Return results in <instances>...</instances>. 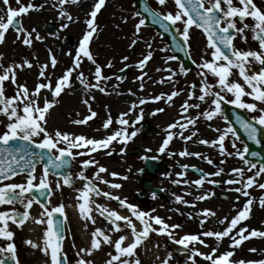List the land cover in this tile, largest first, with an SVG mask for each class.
<instances>
[{"label":"snow or ice","instance_id":"snow-or-ice-1","mask_svg":"<svg viewBox=\"0 0 264 264\" xmlns=\"http://www.w3.org/2000/svg\"><path fill=\"white\" fill-rule=\"evenodd\" d=\"M17 7H12L10 0H0L3 6V14H0V43L5 41V34L10 27L15 30L17 41L23 45L31 46L34 40H41L39 32L32 28L26 30L21 23V17L29 14L31 10H40L44 4L34 3L33 0H14ZM78 0H56L53 7H59V16L69 22H74L72 15L65 9L66 4H76ZM106 0H93L91 10L87 13L84 21L86 29L82 38L78 42L73 55L72 51L66 53L71 56V65L67 67L62 75L55 79L54 85L52 78L48 75L47 69L56 67L58 61L54 55L49 53L50 64L44 63L39 67L38 81L33 89L24 83H18L17 72L25 66L31 68L33 65L28 59L20 63H12L8 66L0 64V264H20L17 254V245L15 242V231L11 225L20 228L26 221L33 219L30 215V209L33 205H39L41 211L34 218L36 224L46 225L43 230L42 244H37L31 239H26L24 243L30 245L32 249H37L47 257L46 264H71L70 258L63 249L66 238L65 231V205L59 203L56 206H50L47 197H51L54 192L60 191L62 187L74 188V181L82 182V187L75 188L78 193L76 196L77 206L80 216L85 221L96 224L95 215L98 214L106 221L105 227H95L90 233V242L86 247H79L76 251L75 264H94L93 253L103 250V246H108L110 251L106 254L104 264H141L137 257V249L142 246L151 233L164 235L174 244L183 248L186 258L184 264H264V250L255 247L249 248L248 252H261L260 259L245 260L234 259L236 250L239 249L245 241L251 238H264V230L250 228L243 223L250 219L253 205L257 202L249 191L252 188L264 190V162L257 163L246 158L249 148L245 145L243 148L237 147V141L240 137L236 129L229 122V117L224 115V104H231L237 109L246 110L251 114L250 119L242 118L237 115L235 122L240 126L247 136V139L260 143L259 136L264 135V5L258 6L255 0H174L175 11H156L148 6L144 7L154 24L170 32L175 29L173 40L176 47L184 51L190 44V29L194 26L200 29L206 38L205 54L200 57V62L196 63L198 69L197 75L200 77L199 84L189 83L186 88H178L176 78L178 76H187L188 70L184 66H179L174 70L171 66L158 68L157 71H165L168 74L162 76L155 83L171 85L168 93L161 92L157 95H148L139 97L133 101L128 110L121 112L113 121L111 114L103 122V129L107 130L115 123L119 127L115 128L110 134L102 139L89 138L83 134H74L59 129L53 132L48 131L47 116L50 109L56 103L55 99L45 97L43 103H40L42 90H48L51 97L56 98L66 89L72 86V78L75 73V79L83 86L85 92L93 89L106 93L102 82L108 81L111 77L103 72V67L97 63L90 51V41L97 32L96 18L101 9L105 6ZM168 0H156V4L166 7ZM134 17H139L134 25L133 39L129 44L132 48L140 39L142 27L145 25V19L139 12L133 13ZM68 23L61 25L67 28ZM249 36L257 47H236L235 41L249 44ZM179 37V39H177ZM147 52L142 54V58L135 65L141 70L140 75L136 77L137 81H143L150 78L144 71L146 65L153 58L152 43L146 42ZM166 51V49H161ZM87 59L94 66L91 73L95 83H90L83 71H80L84 59ZM128 56L122 57L127 61ZM174 55H169L165 59V64L169 61H175ZM104 67L111 68L109 61ZM128 67V65H125ZM124 71V69H120ZM42 78V79H41ZM117 80L121 77L117 76ZM6 82L15 86V94H6ZM139 88L143 91L144 83H140ZM185 93L186 98L179 105L178 118L169 123L164 129L166 135L157 151L160 154H166L169 157L178 155L180 157H196L203 159L208 165L216 168L213 172H206L203 169L196 168L195 165L180 164V172H167L164 175H174L171 180L174 185H186L189 188L195 186L199 191L205 183L213 186L220 184L234 186L228 191L237 193L235 199L237 202L244 198L240 207H234L235 215L223 218H217L218 229L206 228L205 225L212 218L216 217L215 211L209 208L201 209L196 215L199 217L201 231L197 233H185L179 238L174 235L175 230L181 229L183 225L168 224L164 218L159 215H153L156 209L143 211L135 204L127 201V198H121L113 195L110 189H120V183H114L105 179L101 174L107 173L111 177H119L126 180L127 176H121L116 172H108L106 167L99 164L92 153L101 149H110L113 142L127 145L140 131L136 125L144 118L143 105L162 101L168 106H172L175 97ZM129 94L135 96L136 93L129 89ZM248 97L251 102L244 98ZM90 99H84L82 102L87 106L89 115L82 119L71 121L74 125H85L97 113L92 110ZM195 101V102H193ZM206 105V107H202ZM193 110H196L193 114ZM165 111L164 108H156L149 115L155 116L157 113ZM134 119L129 120V117ZM217 118H222L226 126L212 127L211 130L216 133L215 138H198L197 123L203 119L211 122ZM133 131L129 132L128 129ZM185 132L189 133L185 135ZM174 137L185 142L192 141L197 137V142L206 145L209 148L216 149L218 155L223 157L219 161L224 165L227 158H238L245 167H233L225 173L224 167H216L214 160L201 152L189 151L187 148L179 151H168L170 142ZM226 141L231 143L232 151L226 147ZM39 149V152L33 150ZM125 151L124 147L120 152ZM146 151H151L147 149ZM107 155H112L109 150ZM252 157L259 155L257 152H251ZM78 157H87L80 161V171L73 176L69 170L73 161ZM141 159H156V157H141ZM43 167L37 174V165ZM95 166L96 170L91 177L86 175V170ZM191 167L193 171L199 173V178L189 180L186 178L187 170ZM23 174V182H12V178ZM226 174L229 178L226 180L212 179L210 177H221ZM55 177V180L50 179ZM5 181H8L5 183ZM97 182L105 185L109 190H102ZM161 191H164L161 189ZM177 204H183L187 207H195L194 201H204L212 198L215 193L203 191L196 195L193 202L184 199V196L191 195V192L185 191L184 195L172 194ZM153 198L156 193H152ZM95 197H103L110 201H116L119 208L126 209L128 215H121L118 210L111 209L106 205L96 203ZM41 198H45L43 201ZM259 206L264 208V195L258 199ZM163 207V206H161ZM188 218L192 219L191 213ZM170 219V217H169ZM137 222L140 228L137 227ZM159 227H155V226ZM85 228L88 224L85 223ZM130 231L131 241H128ZM113 235L117 238L113 239ZM206 238H212L215 246L207 243ZM227 238L230 243L228 248L220 251L221 242ZM197 245L209 249L203 252ZM76 248V245H72ZM171 253L161 260V264H170ZM197 258H200L198 261Z\"/></svg>","mask_w":264,"mask_h":264},{"label":"rangeland","instance_id":"rangeland-1","mask_svg":"<svg viewBox=\"0 0 264 264\" xmlns=\"http://www.w3.org/2000/svg\"><path fill=\"white\" fill-rule=\"evenodd\" d=\"M13 1L14 0H10L11 6L17 7L15 2H13ZM25 2H26V0H25ZM113 5H114V2L111 1L105 7V9L102 13L101 19H100V20L103 19V21H102L101 25L99 26L97 35L95 36V41L91 45V49L92 50L93 49L99 50L97 52L95 51L94 52L95 56L94 55L93 56L95 57L97 63H99L103 67L105 75L110 77L112 74H115L119 69H121L122 66H125L127 64L131 65V73L127 76V78H126V80H124V82H118L117 80H112V81H110V83H107L109 81H105L102 83V86L103 87L108 86L111 88L118 89L122 93H129V89H131L132 92L136 93L135 96H137L138 98L148 96L150 94L151 95L160 94L157 91H161L164 93L170 92L171 85L168 83H165V84L155 83V81H158L159 78L156 79L153 75L155 72H157L156 66H159V68H161V69L171 66L174 70H178V68L180 66L176 61H169L168 64H165L166 57L171 55L167 49L166 43L164 42V40L161 37H159L158 35H155L151 30L145 29V27L143 26L141 29V33L139 34L140 35L139 41L137 42V44L135 46H133L132 48H129V44L131 42V39L134 38L133 37L134 25L138 22V18L135 17V19L133 21H128V20H126L127 19L126 13L118 14V18H115L114 14H112V11L110 10ZM126 8H127V6H126ZM43 9L45 12H47L48 9H50L51 12L53 11V8L47 9V8H45V6L43 7ZM2 11H3V8L1 5L0 12H2ZM39 11L34 12V10H31L29 14H26L20 18L21 23L26 30L30 31L32 28L37 29L36 25L38 26V28L42 29V27H43L42 22H43L44 18L39 20L40 19L39 17H41L45 14H42ZM108 11H110V12L107 13ZM41 12H43V11H41ZM115 14H117V13H115ZM116 23H117L118 27L115 28ZM103 26H105V27L103 28ZM70 31L71 30H69L68 34H70ZM65 32H68V30H66ZM15 37H16V34L13 31L9 30L7 32V36L5 37V41L3 43H0V64L8 66L9 64L20 63V62H22V60L28 59L29 62L32 63L33 66L31 68H28L25 66L23 69L18 70L17 78H18V83L26 84L29 87V89L31 90L34 88V85L37 82H39L38 81V73H39L38 66L48 62L47 61V54L43 50V48L40 47L39 52H37V62H36V57H35L36 53H34L36 51L32 52V48H33L34 43L29 47V46L23 45L22 43H20V41H17L15 39ZM34 42L36 44L35 40H34ZM146 42L152 43L153 58L149 61V63L146 65V68L144 69V71H146L148 73V76L150 78H145L143 81H137L136 77L138 75H140L141 70L138 69L135 65L137 64L138 60L142 58V54L146 53L148 50L146 47ZM239 42L240 41H237V43H239ZM43 43L45 46H47V44L49 45L50 43H52L53 45L55 44V42L53 43V41H50V42L45 41ZM56 44L57 45L60 44V46L62 44H66V37L64 36L61 39L59 37ZM205 44H206V38L200 32H198L195 28H191L190 29V44L188 45V49H189V52H190L192 59L195 60L197 63L200 62V57L205 54V51H206ZM98 45H100L99 49L97 48ZM238 46L236 45V47H238ZM161 49H166V51H161ZM129 54H131L130 60H127V61L122 60V57L128 56ZM39 61H42L44 63L39 62ZM109 61H111L112 67L111 68L104 67L105 65H107V63ZM83 67L84 66H82V68ZM86 68L89 71L94 70V66L90 63H87ZM160 72L163 74H166V75L168 74L165 71H160ZM75 75L76 74L74 73V77H75ZM89 79H90L89 82L91 83L90 75H89ZM199 80H200V77L197 75V72H195V73L190 72L187 74V76H178L176 78V83H177L178 88H186V86L189 83L195 82L198 85ZM140 83H144V85H145V88L143 91L139 88ZM74 87L75 86L73 83L70 88L65 90V92L66 93L67 92L74 93ZM79 89L81 90L80 91L81 94H84V96L91 95L92 97H94L95 100H97L99 98V96H101V94H102L97 89L92 90L90 92H85L82 85L79 87ZM63 93L64 92H62L61 94H63ZM106 93L107 94H105V93H103V94H105V95L109 94V92H107V90H106ZM6 94L9 96L15 94V86L8 83V82H6ZM181 96H183V98H186L185 93H182ZM41 97L42 96H40V103L42 104L44 98H41ZM76 97H78V95ZM61 98H62V95L58 99H61ZM84 99H86V98H84ZM127 99H129V98H127ZM244 99L248 102H251L248 97H245ZM63 103H64V100H56L55 105L49 111V114L47 116V127H48L49 132H53L54 130L59 129L61 131H67L69 133H74V134L75 133H77V134L78 133H86L88 135L87 137H89V138H97V139L100 138V136H98V134H97V131L105 130L102 127L103 122H104V121H102L104 115L100 114L99 112H96L97 116L94 119H96L98 122H100V124H97V122L94 120L92 122L93 124L91 123V125H93V128H94L93 131L88 132L83 125H74L73 123H71V121L74 120V118L79 117V115L73 114L70 112H65V110L62 109ZM150 103H152V102H150ZM159 103L160 102H155L153 104L156 106ZM262 106H264V105H262ZM149 107H152V106L149 105ZM165 107H167V108L165 111L162 112L163 114H157L155 116H151V115H149L148 112L145 113L143 120H146L145 122H148L152 125V131H150V132L139 131L137 133V135L135 136L136 143H139V144L143 143L142 142V136H143L146 140L144 143V144H146V147H151L149 145H152L153 147H151V148H155L158 146V142L160 140H163L164 136L166 135V133L164 132V129L167 127V125L169 123L173 122L174 119L178 118V108H179L178 104L176 102L170 107H168V105L165 104ZM101 108H103V106L100 105V107H98V109H101ZM119 111H120V108L119 109L117 108L115 110L114 109L113 110L108 109V113L115 115V116L118 114ZM86 113H88V111H86ZM249 115L251 116L250 113H249ZM4 119H5L4 117H0V121H3ZM220 119L221 118L216 119V122H214L215 123L214 127L219 126V127L223 128L226 126L225 124H223L222 120H220ZM136 127L138 128L137 125H136ZM115 128H116V126H114L112 124L110 126L109 130L112 131ZM196 129H198V138L212 139V138H215V136H216V133H214L210 127L207 128V126H199V127H196ZM128 131L131 132V131H133V129L129 128ZM188 134L189 133L185 132V135H188ZM198 138L194 137L193 140H197ZM175 141H177V143H178V142H181L183 140L174 137L173 141L170 142L171 146L169 145L168 151H172V152L181 151L182 146L179 148L178 144L176 145ZM146 142H148V144ZM226 147L229 151H232L231 143L226 141ZM237 147L241 148V144L239 141H237ZM209 150H211V149H209ZM214 151H215V156L218 155L217 150L214 149ZM115 152H116V150H115ZM99 155L100 154H97V156H99ZM163 156H164L163 158H165L168 162L171 163L172 170L174 173L180 172V171H177L176 166L174 165V162H175L174 159H180L183 157H180L178 155L169 157L166 154H164ZM86 158L87 157H78L77 158V160L75 161V167H76L75 168L76 169L75 174H77L80 171V161L82 159H86ZM195 161L196 160H194V162ZM232 162L234 163L233 167H239V166L242 168L245 167V166L241 165L239 162H236L234 159H232ZM99 164L100 165L103 164L102 166L106 167L108 172H116V173L117 172L118 173H124V167L126 166L124 164H107V163L104 164V162L99 163ZM37 170H38L37 174H39L41 170L40 169H37ZM104 174H107V173H104ZM173 178H176V177H173ZM75 188H80L79 183L77 185H75L74 188H69L67 186L62 187L60 191L54 192V194L51 196V199H50V206H56L59 203H63L65 205V216L67 218V221H66L67 234H66V238H65L64 244H63V249H64L65 254H76L77 249L79 247H83L80 239L78 237H76V235L74 237H72L73 235H71V232H70V230H73L76 227L78 228V225H76V220L79 216V212L72 213L68 209L71 206L77 205L76 196L78 193L75 192ZM166 189L168 192H170V190H173V191H175L174 193H176L178 195H184L185 191H189L193 194V191L190 190L191 188H189L188 186L183 185V184H181L179 188L178 187L173 188L170 179L166 185ZM249 191L252 193L253 197L256 198L257 202L252 207L250 219L243 222V223L247 224L250 228H256V229L264 230V208H261L259 206V203H258L259 197L261 195H264V190H260V189L254 187L253 189H251ZM119 194L123 195L124 193L120 191ZM194 198L195 197H193L192 195L184 196V199H186L190 202H193ZM242 199L244 200V198H242ZM243 200H241V202L239 203V206L242 205ZM194 202L196 204V206L194 208L193 207H187L183 204H177L175 201H167L166 205L165 204L162 205L164 213L167 214L168 217H170L172 215L174 217L171 221L167 220L168 224H170V225L171 224L183 225V227L181 229L175 230L174 235L176 236V238H179V236H181L185 233H197V232L201 231V228L199 225V217L196 214L199 213V211L201 209H204V208L213 209L215 206L207 200H205V201H194ZM221 204H223V203H221ZM229 205H234V203L231 201V202H229ZM159 207L160 206L155 207L156 212L153 213V215L158 214ZM189 213L192 214V216H193L192 219L188 218ZM32 214H33V212H32ZM69 215H75V217L72 219V218H70ZM216 220H217V217L212 218L209 222H207L205 227L211 228V229L222 228L223 226L217 225ZM105 226H106V223H102L99 227H105ZM151 234H152L151 238L145 240L143 242L142 246L138 247V249H137V257L140 259L141 264H147V263H149V264H161V260L164 259L168 255V253L172 254L170 264H181L185 260V258H186L185 252H183V253L174 252L173 242L171 240H169L166 236L157 235L156 233H151ZM115 238H117V237H115ZM206 241L209 245L215 246V241L212 238H206ZM229 243H230V241L227 238H225L221 242L219 250L224 251L225 249H227ZM40 244H42V241H40ZM73 244L76 245V248L72 247ZM197 247H199L200 250L203 252L209 251V249L203 248L202 246L197 245ZM252 247H255V248L260 249V250H264V238H251L250 240L245 241L242 244V246L236 250V254L234 256V259H237V260H239V259L255 260V259L262 258L260 251H257L256 253L248 252V249L252 248ZM110 250L111 249H109L108 246H103V250L99 251L100 254H99V252H98V254L95 253L90 258L93 259L94 264H104V260L107 258L106 254ZM143 250L149 251V253L146 257L143 256V253H144ZM32 253H35L33 255V257H34L33 259L41 258L40 262L32 259L34 261V264H43L44 262L47 261V257H45V256L42 257L41 256L42 252L39 249H37L36 251H34ZM152 254H154L156 256L155 263L149 262ZM75 259H76V256L72 260L71 264H75ZM197 259H198V261L200 260V258H197Z\"/></svg>","mask_w":264,"mask_h":264},{"label":"bare ground","instance_id":"bare-ground-1","mask_svg":"<svg viewBox=\"0 0 264 264\" xmlns=\"http://www.w3.org/2000/svg\"><path fill=\"white\" fill-rule=\"evenodd\" d=\"M41 37H42V35H40ZM77 44H78V42H77ZM75 48H76V44H75V42H72V44H71V49H74L75 50ZM157 67V69L159 68V66H156ZM160 73V74H159ZM154 77L157 79V78H161L162 76H166V74H163V73H161L160 71H157V72H155L154 74ZM93 90H95V89H93ZM92 91V90H91ZM158 93H161V91H157ZM118 93H113L112 94V96H111V99L113 100V99H118V97H122V99H124L123 97H128V96H119V95H117ZM119 105H121V104H119ZM86 107V106H85ZM89 115V114H88ZM84 116H81V117H79V118H74V119H82ZM91 122H92V120H90L87 124H85V125H83V126H85V129L87 130V131H92V129H93V126L91 125ZM78 233H80L81 234V239H82V243H83V245H84V247H86V246H88V244H89V242H90V235H89V233L88 232H84L83 230H81V231H78ZM129 236V239H128V241H126L125 243H127V242H130L131 241V236L130 235H128ZM144 251V253H143V256L144 257H146L147 255H148V253H149V251H145V250H143ZM152 251V250H151ZM98 252L99 251H96V252H94L93 254H98ZM99 254H100V252H99ZM101 256V255H100ZM155 258H156V256L154 255V254H152V256H151V259L149 260V262H151V263H155ZM147 264H149V263H147Z\"/></svg>","mask_w":264,"mask_h":264},{"label":"flooded vegetation","instance_id":"flooded-vegetation-1","mask_svg":"<svg viewBox=\"0 0 264 264\" xmlns=\"http://www.w3.org/2000/svg\"><path fill=\"white\" fill-rule=\"evenodd\" d=\"M260 0H255V2H259ZM92 2V0H78V2L75 5V10H77V12L80 13H85L87 11L88 5ZM147 2L149 4H155L156 0H147ZM156 7H159V5L155 4ZM155 182V179H154ZM141 196L145 197V198H139L138 196H136V200L139 201V203H142L143 206H147L148 204L152 203V194L149 192H142ZM12 227V226H11ZM15 231V230H14ZM18 231H15V242L16 245H18L19 240L18 239ZM18 248V247H17ZM18 254V253H17Z\"/></svg>","mask_w":264,"mask_h":264},{"label":"water","instance_id":"water-1","mask_svg":"<svg viewBox=\"0 0 264 264\" xmlns=\"http://www.w3.org/2000/svg\"><path fill=\"white\" fill-rule=\"evenodd\" d=\"M162 35L165 36L166 39H167V41L169 42L171 51L177 53L178 54V57H177L178 60H181L182 61V64L184 66H186V64L189 63L188 62V58H187L186 51L185 50L184 51H181V50H179L176 47V42L173 40V35H174L173 31L170 30V32H164V30H162ZM177 39H179V38H177ZM237 131H238L239 134L241 133V130H240L239 127H237ZM242 136L244 137L243 134H242ZM259 137H261V136H259ZM33 150L36 151V152H39L40 151V150L38 151V149H34V148H33Z\"/></svg>","mask_w":264,"mask_h":264}]
</instances>
